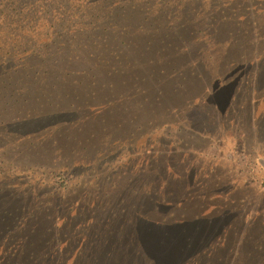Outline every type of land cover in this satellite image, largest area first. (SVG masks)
<instances>
[{"label": "rangeland", "instance_id": "rangeland-1", "mask_svg": "<svg viewBox=\"0 0 264 264\" xmlns=\"http://www.w3.org/2000/svg\"><path fill=\"white\" fill-rule=\"evenodd\" d=\"M261 46L264 0H0L5 259L264 264V167L239 152L264 157Z\"/></svg>", "mask_w": 264, "mask_h": 264}, {"label": "trees", "instance_id": "trees-1", "mask_svg": "<svg viewBox=\"0 0 264 264\" xmlns=\"http://www.w3.org/2000/svg\"><path fill=\"white\" fill-rule=\"evenodd\" d=\"M232 19L233 18H231V20ZM238 20L239 19H234V20L230 21L228 24H225V27H227L230 30L228 32H232L233 27H235L236 29L242 28L243 24L240 25L238 23ZM249 31L251 32L250 28H249ZM261 51L264 52L263 46L256 49V54H254V57H256V59H259L260 55H263L261 53ZM0 57H2V56H0ZM18 67H19L18 70H13V71L17 72V74H21V72L24 70L25 66H22L20 64ZM30 69H31V67H30ZM255 70H256V68H255ZM256 71H257L256 74L258 76L260 73L259 72V66H257ZM0 72H3V70L0 69ZM205 138L207 140V138H209V137H203V139H205ZM207 141H209V140H207ZM220 145H221V142H218L216 147H215V149L218 151V153L223 152L227 156H229L233 153H236V155H237V152H238L237 147H236V150L234 149V147H228L227 149H222ZM240 150L241 151H239V152L242 153V156H245V155L247 156V161L244 163L245 169H248V170H250L251 168L253 169L258 164H260L261 167H264V157H262V156L256 157L257 153L253 147H251L249 149L244 147ZM71 172H72V169H71L70 165L69 166H60L58 168L53 169L48 176V179H51L52 184L54 183L53 185L56 186V187H54V189L57 191H61V196H60L59 200H61L62 203L60 205V208H61V206H63V204L66 207L69 206V202H67V203H65V202L67 200V197L70 195L69 191H70V186H71V184H70L71 183ZM144 173L145 174L148 173V174L152 175V172L150 170H146V171H144ZM153 176L156 179L159 178L158 173L157 174L155 173ZM128 179L131 180V182H134V179H136V178L134 176H132L131 178H128ZM129 180L127 181L128 183H129ZM259 182L261 184L260 186H262V188L264 189V175L260 176ZM156 183H157V181H156ZM132 186H135V185L132 184ZM157 186H158V184H157ZM157 186H153V187H149V188L146 187V188H147V191L150 189H151L150 191H155L158 188ZM137 190L138 189L135 190L134 196H131L132 203H135L136 201H138ZM156 193L157 192L155 191V194H153V195H154V197L157 198L158 194H156ZM9 197H10V194H9ZM3 198H6V195L0 196V199H3ZM2 203H4V202L2 200H0V251H1L0 252V264H2V263H4V264H15V263H12V261H10V262L7 261L5 258H13V256L16 255L15 254L16 251H12V248H14L17 245V243L22 239V237H20V233L24 230H22L21 232H20V230H18L16 233L14 231L9 232V227H8V222H10L9 216H12V214H10L9 212L11 210L15 211L18 208L17 205H19V204H17V202H15L13 200H11V202L7 206H2L1 205ZM4 207H11V209L8 210L7 208H4ZM134 208H132V209H134ZM133 214H134V211H132V215ZM146 217H152V216H149L148 214H146ZM18 218H21V213L15 214L14 218L11 219V221L12 220L17 221ZM151 219H153V221L157 222L156 218L152 217ZM22 228H24V227L21 226V229ZM50 235H52V232ZM44 236H46V235L38 236L39 240L41 239V237H44ZM55 236H58V238H60V235H58V233L53 235V237H55ZM17 237L20 239H17ZM31 244H33V243H31ZM3 250H6L5 253H2ZM9 254H11V257H9ZM18 255H20V254H18ZM20 259H22V258H20Z\"/></svg>", "mask_w": 264, "mask_h": 264}]
</instances>
